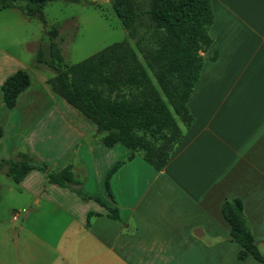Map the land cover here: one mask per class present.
I'll return each mask as SVG.
<instances>
[{
	"label": "crops",
	"instance_id": "obj_1",
	"mask_svg": "<svg viewBox=\"0 0 264 264\" xmlns=\"http://www.w3.org/2000/svg\"><path fill=\"white\" fill-rule=\"evenodd\" d=\"M210 2L216 57L203 62L186 102L193 119L161 169L140 154L129 158L120 142L104 145L95 123L55 90L54 73H38L34 84L24 63L0 45V160L25 154L54 172L70 165L87 196L76 194V185L49 183L38 169L18 182L0 169V203L6 200L19 222L0 220V246L11 241L0 264H264L237 258L240 246L220 208L224 199H241L264 255V0ZM6 9L19 11L15 23L34 18L47 30L44 15L41 21L15 7L0 11ZM30 35L16 43L36 62L48 39ZM17 70L30 83L6 107L1 85ZM4 114L15 117L12 127Z\"/></svg>",
	"mask_w": 264,
	"mask_h": 264
},
{
	"label": "trees",
	"instance_id": "obj_2",
	"mask_svg": "<svg viewBox=\"0 0 264 264\" xmlns=\"http://www.w3.org/2000/svg\"><path fill=\"white\" fill-rule=\"evenodd\" d=\"M50 0H0V8L15 7L24 15L44 21L42 8ZM78 2L79 0H65ZM111 7L128 35L133 36L137 23L145 16L150 23L154 48L148 49L144 37L135 46L124 39L114 42L89 57L66 64L58 43L56 29L44 30L48 44H39L36 62L47 65L54 73L55 90L96 125L106 146L117 142L129 149V158L140 154L154 168L161 169L182 138L183 127L193 117L186 102L199 78L206 59L216 57L208 30L213 22L210 0H148L138 9L135 0H109ZM205 52L207 55L200 54ZM152 72L154 84L148 72ZM26 71L17 70L1 85V100L12 107L17 95L29 85ZM163 96L165 99H163ZM118 166L112 168L111 172ZM0 169L18 182L29 170L45 172L47 181L59 186L76 185V194L87 197L80 189L70 165L49 171L42 162L25 154L15 161L0 160ZM108 174L105 187L108 189ZM100 202L97 197H92ZM221 213L230 226V236L240 246L238 259L252 257L264 263V255L254 242L242 211L241 199H224ZM108 215L116 217L115 209Z\"/></svg>",
	"mask_w": 264,
	"mask_h": 264
},
{
	"label": "rangeland",
	"instance_id": "obj_3",
	"mask_svg": "<svg viewBox=\"0 0 264 264\" xmlns=\"http://www.w3.org/2000/svg\"><path fill=\"white\" fill-rule=\"evenodd\" d=\"M92 1H95L94 3L100 5V7H96ZM135 2L138 9H144L148 6V0H135ZM42 12L47 30L51 26L61 28L58 29V34L62 35V38L60 41L58 40V43L66 64L85 59L104 47L124 39L136 51L140 61H142V55L135 46L136 40L144 37V42L148 49L152 50L155 46L150 32V23L145 16H142L138 21L134 35L130 36L121 25L108 0L107 2L105 0H79L78 2L54 0L47 3L43 7ZM102 12L105 13V17L102 15ZM19 14V11L16 9L0 11V22L2 20L7 21L5 29H0V45L4 46L12 55L18 57L24 63L26 70L31 75L32 82L35 84L38 73L47 77L53 71L45 64L42 67L41 64L34 62L35 57L24 52L16 41L25 38L31 39L30 34L32 33L38 40L47 42L48 36L44 33L45 29L40 30L43 28L42 23L34 18L28 22H23L21 25L15 23L14 18L19 16ZM201 53L203 56L207 55L205 52L200 51ZM148 73L151 81L156 84L153 73L150 71ZM163 99H165L164 96ZM7 118L8 116L4 114L2 121L6 123ZM14 119L15 117L13 116L10 121H7L9 127H12ZM175 119L178 125L182 127L183 125L179 118L175 116ZM6 204V200L0 203V220L8 218L11 226H14V224H18L19 222L12 220V212H7ZM29 228L38 232V228L34 226H29ZM0 235H2L1 231ZM12 235V231H10V238H12ZM10 244L11 241L7 240L0 246V256L4 255V251L10 248Z\"/></svg>",
	"mask_w": 264,
	"mask_h": 264
},
{
	"label": "built area",
	"instance_id": "obj_4",
	"mask_svg": "<svg viewBox=\"0 0 264 264\" xmlns=\"http://www.w3.org/2000/svg\"><path fill=\"white\" fill-rule=\"evenodd\" d=\"M13 217L15 218L16 217V214H13Z\"/></svg>",
	"mask_w": 264,
	"mask_h": 264
}]
</instances>
